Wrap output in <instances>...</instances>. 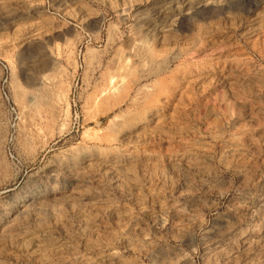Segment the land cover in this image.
Listing matches in <instances>:
<instances>
[{
    "label": "rangeland",
    "instance_id": "1",
    "mask_svg": "<svg viewBox=\"0 0 264 264\" xmlns=\"http://www.w3.org/2000/svg\"><path fill=\"white\" fill-rule=\"evenodd\" d=\"M0 60V264H264V0H0Z\"/></svg>",
    "mask_w": 264,
    "mask_h": 264
},
{
    "label": "crops",
    "instance_id": "2",
    "mask_svg": "<svg viewBox=\"0 0 264 264\" xmlns=\"http://www.w3.org/2000/svg\"><path fill=\"white\" fill-rule=\"evenodd\" d=\"M14 75H15L14 78L16 81L18 80L20 83L23 82V73L20 68H16Z\"/></svg>",
    "mask_w": 264,
    "mask_h": 264
},
{
    "label": "built area",
    "instance_id": "3",
    "mask_svg": "<svg viewBox=\"0 0 264 264\" xmlns=\"http://www.w3.org/2000/svg\"><path fill=\"white\" fill-rule=\"evenodd\" d=\"M0 63L7 69V65H5L4 63H2L1 60H0Z\"/></svg>",
    "mask_w": 264,
    "mask_h": 264
}]
</instances>
